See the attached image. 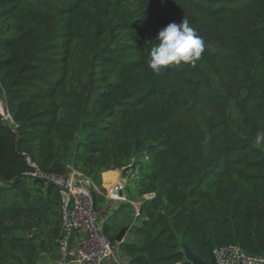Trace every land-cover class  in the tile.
<instances>
[{"label": "trees", "instance_id": "1", "mask_svg": "<svg viewBox=\"0 0 264 264\" xmlns=\"http://www.w3.org/2000/svg\"><path fill=\"white\" fill-rule=\"evenodd\" d=\"M184 18L204 51L153 73L155 38ZM0 87V264L60 258L59 189L28 159L101 189L139 174V215L123 203L102 224L113 244L130 227L127 264H191L184 245L264 257V0H0Z\"/></svg>", "mask_w": 264, "mask_h": 264}, {"label": "built area", "instance_id": "2", "mask_svg": "<svg viewBox=\"0 0 264 264\" xmlns=\"http://www.w3.org/2000/svg\"><path fill=\"white\" fill-rule=\"evenodd\" d=\"M0 116L6 124H13L8 109L5 92L0 87ZM32 170L24 176L39 179L59 189L61 198V231L57 241L61 258L56 264H106L115 262L125 264L119 253V244H113L103 233L100 211L95 207L93 180L75 170L70 174H45L28 159ZM124 182L110 186L107 197L111 202L127 203ZM154 195H146V199ZM139 215V209L136 211ZM218 264H264V257L245 254L237 246H229L215 251Z\"/></svg>", "mask_w": 264, "mask_h": 264}, {"label": "clouds", "instance_id": "3", "mask_svg": "<svg viewBox=\"0 0 264 264\" xmlns=\"http://www.w3.org/2000/svg\"><path fill=\"white\" fill-rule=\"evenodd\" d=\"M155 39L157 43L151 48L147 65L157 74L169 65H195L205 47L203 38L186 18L179 24L169 23Z\"/></svg>", "mask_w": 264, "mask_h": 264}, {"label": "rangeland", "instance_id": "4", "mask_svg": "<svg viewBox=\"0 0 264 264\" xmlns=\"http://www.w3.org/2000/svg\"><path fill=\"white\" fill-rule=\"evenodd\" d=\"M119 172L121 173V176L123 178L122 182L123 183L125 182L127 184L126 193L129 195V199L136 201V203H139V204H137V206H135V208L140 209L139 207L141 206L142 201L140 199H138V194H137V191L135 189L136 178H137V176H139V174L136 172H130V173L124 175L121 171H119ZM102 188L103 189H101L99 186L96 185V189H95V191H97L98 193L103 195V200L101 201V204H100L101 207L99 208V211H100V218L99 219H100L101 224H103L104 221L107 219L106 215H107L108 210L110 208V200L107 197L108 189L110 188V186H107L105 188L102 186ZM59 257L61 258L60 253H59ZM53 262L55 263L56 261L53 260L52 258L48 257L47 259L42 261L41 264H53Z\"/></svg>", "mask_w": 264, "mask_h": 264}, {"label": "crops", "instance_id": "5", "mask_svg": "<svg viewBox=\"0 0 264 264\" xmlns=\"http://www.w3.org/2000/svg\"><path fill=\"white\" fill-rule=\"evenodd\" d=\"M101 178H102V186L104 188L107 186H113V185L120 184V183H122V179H123L121 176V173L119 171H115V170H108V171L102 173ZM125 195L128 198V201L133 205L134 209L137 211L138 209L135 208V206H137V204H139V203H136V202H133L132 200H129V195L126 193V191H125ZM121 205L122 204H120V203H115V202L110 201V208L108 210L106 218L108 219V218H111L112 216H116V214L119 212V210L121 208ZM127 237H128V233L125 237V240L127 239ZM124 263L127 264L126 262H124ZM39 264H41V263H39ZM53 264H56V262L55 263L53 262ZM106 264H119V263L108 262Z\"/></svg>", "mask_w": 264, "mask_h": 264}, {"label": "water", "instance_id": "6", "mask_svg": "<svg viewBox=\"0 0 264 264\" xmlns=\"http://www.w3.org/2000/svg\"><path fill=\"white\" fill-rule=\"evenodd\" d=\"M129 230H130V227H124L119 232L117 236V242L119 246L125 241V237ZM183 247L185 250V257L187 261L190 262L191 264H218L215 258V251L211 248L210 244H209V248H210L211 261L209 262L201 260L187 246L184 245Z\"/></svg>", "mask_w": 264, "mask_h": 264}]
</instances>
